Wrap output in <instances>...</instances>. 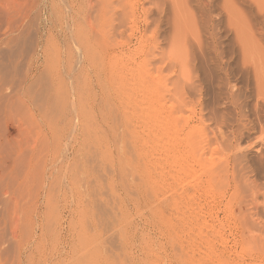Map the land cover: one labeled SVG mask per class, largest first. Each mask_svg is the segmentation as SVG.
I'll return each mask as SVG.
<instances>
[{"label":"rangeland","instance_id":"374dc122","mask_svg":"<svg viewBox=\"0 0 264 264\" xmlns=\"http://www.w3.org/2000/svg\"><path fill=\"white\" fill-rule=\"evenodd\" d=\"M83 262L264 264V0H0V264Z\"/></svg>","mask_w":264,"mask_h":264},{"label":"bare ground","instance_id":"6f19581e","mask_svg":"<svg viewBox=\"0 0 264 264\" xmlns=\"http://www.w3.org/2000/svg\"><path fill=\"white\" fill-rule=\"evenodd\" d=\"M49 97L50 94L47 92H45L44 96L42 94V99L41 101L44 102L42 104H44L43 106H41L40 108V113L41 110L45 113L46 118L49 120L50 125H49V130L52 131V134L54 136H56V130L59 128V126L61 125V123H58V116H61L63 107L62 105H60L59 101H56L55 103H51L49 102ZM10 107L15 106L14 103L11 102V104H9ZM37 106V105H36ZM39 106V105H38ZM42 114V113H41ZM49 114V115H47ZM37 124V123H36ZM176 129V128H175ZM82 248V247H80ZM83 251V250H82ZM81 252V251H80ZM82 253V252H81ZM82 255V254H81ZM80 264V263H79ZM84 264V262H83Z\"/></svg>","mask_w":264,"mask_h":264}]
</instances>
